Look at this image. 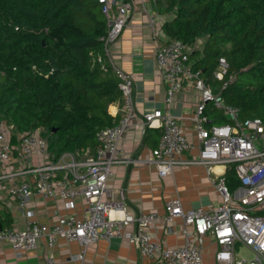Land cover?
Returning <instances> with one entry per match:
<instances>
[{
  "label": "built area",
  "instance_id": "1",
  "mask_svg": "<svg viewBox=\"0 0 264 264\" xmlns=\"http://www.w3.org/2000/svg\"><path fill=\"white\" fill-rule=\"evenodd\" d=\"M97 1L106 21V33L101 37L104 56L120 79L121 117L114 125L97 132L94 152L89 149L82 153L67 152L58 158L49 150V142L41 135V129L19 134L15 146L11 143L14 125L0 119V190L16 202L27 219L22 229L17 228L18 223H14L16 227L1 229L0 245L9 243L16 256L21 257L36 249L42 238L47 239V246L52 249L61 237L67 242L80 243V253L72 255L71 259L83 264L90 244L100 239L121 238L136 245L143 256L154 261L203 264L209 237L217 245L215 264H264V121L260 117L242 118L239 108L221 98L222 89L236 79L231 75L224 81L229 71L228 61L225 57L219 58L214 79L222 83L217 91L214 84L193 68L190 55L199 48L196 43L190 46L168 36L163 41L154 32L155 62L166 82L164 107L140 115L132 90L133 78L117 68L110 58L111 47L134 12V3L132 0ZM146 11L149 26L154 31L157 12ZM103 69L106 70L105 66ZM185 82L193 83L199 93L192 122L200 152L191 159L183 155L193 149L194 144L188 139L180 117L172 113L175 96ZM209 103L220 109L229 121L208 126L205 109ZM137 126H155L161 131L150 159L159 175L172 173L176 165L201 164L211 171L213 165L220 164L233 167L239 178L235 191L230 190L225 174L215 179L220 201L213 209L198 207L186 211L178 197L166 201L164 221L168 231L175 233L172 225L176 219H181L182 244L170 246L152 234L151 228L159 219L155 211L128 212L122 190L119 200L112 199L108 179L116 164L126 162L119 155V145L126 133ZM35 195L60 198L67 209H73L76 197L81 196L86 205L85 213L82 217L74 213L59 215L51 224L40 222L28 208ZM118 212L122 216H117ZM238 246L253 255L240 256ZM48 263H52V256Z\"/></svg>",
  "mask_w": 264,
  "mask_h": 264
},
{
  "label": "trees",
  "instance_id": "2",
  "mask_svg": "<svg viewBox=\"0 0 264 264\" xmlns=\"http://www.w3.org/2000/svg\"><path fill=\"white\" fill-rule=\"evenodd\" d=\"M163 11L171 15L164 23L168 37L190 46L202 39V49L190 55L193 68L219 85L214 72L225 57L224 81L236 79L221 98L242 118L264 121V0H166ZM105 33L97 0H0V119L14 125L13 145L19 134L41 129L56 158L95 151L97 132L121 117L109 112L122 92L104 56ZM210 104L214 119L208 123L205 111L207 124L229 121ZM225 175L235 191L240 181L233 167ZM12 223L0 203V230Z\"/></svg>",
  "mask_w": 264,
  "mask_h": 264
},
{
  "label": "crops",
  "instance_id": "3",
  "mask_svg": "<svg viewBox=\"0 0 264 264\" xmlns=\"http://www.w3.org/2000/svg\"><path fill=\"white\" fill-rule=\"evenodd\" d=\"M134 12L129 23L124 28L117 42L111 47L110 58L114 65L133 78L132 90L138 113L152 111L164 107L166 94V82L159 74L155 62L157 44L153 38L154 32L160 39H168L164 23L171 15L164 13L166 0H132ZM157 12L154 22V31L149 26L147 11ZM166 35V36H165ZM202 39L196 45L202 49ZM160 41V40H159ZM215 85V84H214ZM218 91L219 85H215ZM199 93L193 83L185 82L174 100L172 113L180 117L188 139L194 144V148L186 152L183 157L187 159L199 155L200 149L197 141V133L194 129L192 118L195 114ZM123 100L120 98L109 107L113 117L121 115ZM211 104L206 107L208 123L214 119V113L209 111ZM208 126L210 124H207ZM160 129L157 127L132 128L121 141L120 157L126 162L116 164L113 173L108 179V187L112 199H120V191L124 192L127 210L130 213L141 211H155L159 219L152 226V234L165 240L170 246L182 244L184 238L180 232L181 219L174 221L175 233H170L164 221L166 215V201L172 197H178L184 210L202 207L205 210L213 209L219 204V196L215 189V179L227 172L224 165L216 164L211 171L201 164L176 165L172 173L161 176L153 163L150 162L152 150L157 147L160 140ZM19 142V139H18ZM17 145V144H16ZM36 159V157L34 156ZM16 161V157H13ZM36 161V160H35ZM1 207H5L12 215V226L24 228L26 217L18 209L16 202L8 194L0 190ZM28 208L33 211L35 219L51 224L59 215L74 213L82 217L86 205L81 196L75 199V207L67 209L60 198L33 196ZM117 216H122L121 212ZM14 223H18L16 226ZM207 248L203 264H215L214 254L217 245L208 237ZM82 247L78 241L67 242L58 237L52 249L47 246V239L42 238L38 247L27 251L21 257H17L9 243L0 245V264H77L71 259L72 255L80 253ZM83 264H164L148 259L140 249L125 239L113 238L110 241L100 239L88 246Z\"/></svg>",
  "mask_w": 264,
  "mask_h": 264
},
{
  "label": "rangeland",
  "instance_id": "4",
  "mask_svg": "<svg viewBox=\"0 0 264 264\" xmlns=\"http://www.w3.org/2000/svg\"><path fill=\"white\" fill-rule=\"evenodd\" d=\"M202 43V42H201ZM237 252L240 256L250 258L253 254L242 246L237 247Z\"/></svg>",
  "mask_w": 264,
  "mask_h": 264
}]
</instances>
